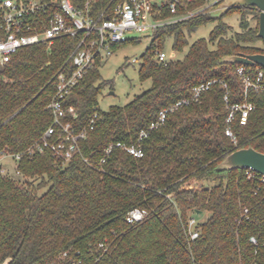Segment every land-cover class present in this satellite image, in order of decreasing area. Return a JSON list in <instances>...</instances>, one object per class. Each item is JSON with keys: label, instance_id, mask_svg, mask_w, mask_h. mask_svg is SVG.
I'll use <instances>...</instances> for the list:
<instances>
[{"label": "trees", "instance_id": "trees-1", "mask_svg": "<svg viewBox=\"0 0 264 264\" xmlns=\"http://www.w3.org/2000/svg\"><path fill=\"white\" fill-rule=\"evenodd\" d=\"M74 1L84 8L86 0ZM123 1L91 0L89 12L112 16ZM222 1L180 0L176 13L163 1L156 18L195 13L147 33L151 45L141 55L139 75L152 85L127 104L100 107L99 94L108 81L100 72L104 57H98L66 99L76 107L78 116L71 120L78 129L92 118L94 125L80 142L83 154L65 164L49 149L30 152L29 147L53 123L49 105L57 90L55 75L72 67L70 56L84 33L22 47L0 62V160L5 152L22 153L16 164L20 178L3 172L0 163V264H68L71 257L86 264H264L263 175L221 167L238 148L252 145L264 152V92H250L255 108L246 124L234 120L237 142L226 134L230 109L224 88L216 83L198 101L169 112L145 138L143 156L114 148L98 165L112 141H135L161 109L196 84L225 78L233 100H241L237 67L242 63L223 58L264 53L258 35L261 10L235 5L213 15L211 9ZM234 12L238 30L224 18ZM210 21L215 24L209 36L192 40ZM169 38L176 55L163 62L158 53L166 50ZM137 40L126 37L112 49ZM135 207L148 213L130 223L127 215ZM193 216L200 230L195 238L188 232ZM252 235L261 245L251 241ZM65 251L69 255L63 258Z\"/></svg>", "mask_w": 264, "mask_h": 264}, {"label": "built area", "instance_id": "built-area-1", "mask_svg": "<svg viewBox=\"0 0 264 264\" xmlns=\"http://www.w3.org/2000/svg\"><path fill=\"white\" fill-rule=\"evenodd\" d=\"M215 1L217 0H208L207 5ZM155 2V0H125L114 7L112 16H106L103 12L95 17L89 12L91 0H86L84 8L78 6L74 0H1L0 26L4 30V36L0 38L1 63L9 61L13 54L22 47L36 43L51 45L57 37L84 33L82 40L70 56L72 67L61 68L55 75L57 90L49 105L53 111L54 120L40 138L29 147L30 152L49 149L55 159L63 164L75 155L83 154L80 142L86 137L88 128L93 127L94 118L82 129L74 125L71 119H76L78 112L74 104H66V99L73 88L96 64L99 56L106 57L113 52L112 44L126 38L129 30L153 33L163 24L181 20L195 13L191 11L166 19L156 18L157 8L160 9L163 2L158 7L155 6ZM179 2L180 0H167L173 13L177 12ZM175 55L174 50L171 52L161 50L158 53L159 60L163 62ZM237 76L242 83L241 100H233L230 82L225 78L214 77L196 84L187 96L161 109L157 118L140 130L135 141H112L106 147L105 156L98 165L100 166L106 160V156L114 148H121L135 156H143L145 138L165 123L168 113L193 101H198L203 92L216 83L224 88V101L230 109L226 118V134L237 142L233 122L239 119L241 124L247 123L250 113L255 108V103L249 99L250 92H264V67L241 64L237 67ZM3 154H10L16 160L22 156L20 152ZM84 160L89 165H95L91 157L84 156ZM1 168L4 172L3 166ZM245 169L249 176H253L256 171L251 168ZM262 175L264 181V173ZM147 213V209L135 207L128 212L127 221L135 223L143 219ZM197 223L196 216L189 219L188 232L191 238L200 234V230L196 228ZM250 239L256 246L261 245L257 236L252 235ZM100 246L104 247V243H100ZM68 255V251L62 253L63 258ZM68 264L86 263L82 258L71 257ZM256 264L260 263L256 262Z\"/></svg>", "mask_w": 264, "mask_h": 264}, {"label": "rangeland", "instance_id": "rangeland-1", "mask_svg": "<svg viewBox=\"0 0 264 264\" xmlns=\"http://www.w3.org/2000/svg\"><path fill=\"white\" fill-rule=\"evenodd\" d=\"M155 1L161 4L164 0ZM220 8V6L212 8L211 13H218ZM224 18L232 23L235 30L240 28L238 13L227 14ZM214 24L215 21H210L207 25L198 29L193 34L192 40L209 36ZM126 36L137 37L138 40L118 47L109 56L104 57L100 65L102 78L108 81L99 94V105L102 109H108L112 104H127L136 95L152 85L151 79L141 80L139 75L141 55L151 45V38L147 33L133 30H129ZM260 44H262V41ZM166 51H173L171 38L168 40ZM0 163L5 173L15 178L21 177V174L16 169L17 160L15 157L10 154H3ZM199 216V218H202L201 215Z\"/></svg>", "mask_w": 264, "mask_h": 264}, {"label": "water", "instance_id": "water-1", "mask_svg": "<svg viewBox=\"0 0 264 264\" xmlns=\"http://www.w3.org/2000/svg\"><path fill=\"white\" fill-rule=\"evenodd\" d=\"M235 5L257 6L261 10L258 35L264 39V0H223L219 5L221 8L218 13H213V15L219 16ZM223 60L226 62H240L246 65L258 64L264 67L263 52L227 55ZM221 167L228 169L251 168L264 173V152L252 145L238 148L226 156L221 163ZM198 213H202V210H198Z\"/></svg>", "mask_w": 264, "mask_h": 264}]
</instances>
